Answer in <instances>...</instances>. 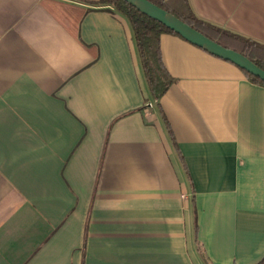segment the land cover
<instances>
[{
    "label": "crops",
    "instance_id": "1",
    "mask_svg": "<svg viewBox=\"0 0 264 264\" xmlns=\"http://www.w3.org/2000/svg\"><path fill=\"white\" fill-rule=\"evenodd\" d=\"M187 4L264 45V0ZM159 51L155 100L113 7L0 0V264L264 257V86L177 35Z\"/></svg>",
    "mask_w": 264,
    "mask_h": 264
},
{
    "label": "trees",
    "instance_id": "2",
    "mask_svg": "<svg viewBox=\"0 0 264 264\" xmlns=\"http://www.w3.org/2000/svg\"><path fill=\"white\" fill-rule=\"evenodd\" d=\"M148 1L174 15L222 47L244 55L257 67L264 70V45L198 19L189 8L187 0H180L177 6H173L165 0ZM100 3L113 7L129 20L148 89L153 99L159 100L173 82L161 60L159 37L167 33L177 34L140 13L123 0H100ZM244 74L251 82L264 86V82L246 72ZM256 264H264V257Z\"/></svg>",
    "mask_w": 264,
    "mask_h": 264
},
{
    "label": "water",
    "instance_id": "3",
    "mask_svg": "<svg viewBox=\"0 0 264 264\" xmlns=\"http://www.w3.org/2000/svg\"><path fill=\"white\" fill-rule=\"evenodd\" d=\"M127 4L134 7L140 13L162 24L170 31L180 36L190 44L200 48L208 54L221 60L230 62L242 71L254 76L264 82V70L257 67L244 55L227 48L222 47L218 43L210 40L200 32L196 31L174 15L159 8L148 0H123Z\"/></svg>",
    "mask_w": 264,
    "mask_h": 264
}]
</instances>
